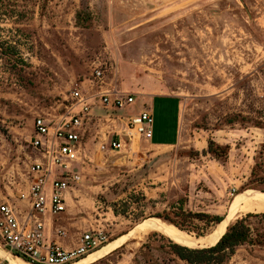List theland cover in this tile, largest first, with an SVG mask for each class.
Wrapping results in <instances>:
<instances>
[{"label": "rangeland", "instance_id": "374dc122", "mask_svg": "<svg viewBox=\"0 0 264 264\" xmlns=\"http://www.w3.org/2000/svg\"><path fill=\"white\" fill-rule=\"evenodd\" d=\"M27 6V19L1 23L5 38H21L26 59L22 68L0 60L4 172L29 161L35 117L56 121L67 114L73 90L93 92L97 69L108 87L136 93L137 104L124 114L153 110L155 141L168 139L175 117V103L157 96L180 104L173 145L137 138L102 152L100 134L110 122L91 125L82 180L65 218L72 236L88 228L108 234L109 243L94 253L112 251L91 264H190L174 252L173 243L181 242L149 224L180 198L188 210L222 216L221 236L237 218L264 212V128L243 120L264 121V0H29ZM210 138L229 148L226 160L203 153ZM257 161L263 165L255 177ZM220 223L203 236L182 231L205 237ZM221 264H264V248L239 246Z\"/></svg>", "mask_w": 264, "mask_h": 264}, {"label": "built area", "instance_id": "2783aa9c", "mask_svg": "<svg viewBox=\"0 0 264 264\" xmlns=\"http://www.w3.org/2000/svg\"><path fill=\"white\" fill-rule=\"evenodd\" d=\"M104 77L97 69L93 92L73 90L70 109L58 120L36 116L29 161L6 172L0 168V250L6 254L32 264H69L109 241L99 228L72 236L65 223L82 180L79 165L87 156L86 138L95 120L105 118L111 129L100 134L102 152H115L137 138L152 141L155 117L151 108L124 114L137 104L136 93L110 88ZM0 264H10L9 258L0 254Z\"/></svg>", "mask_w": 264, "mask_h": 264}, {"label": "trees", "instance_id": "16d2710c", "mask_svg": "<svg viewBox=\"0 0 264 264\" xmlns=\"http://www.w3.org/2000/svg\"><path fill=\"white\" fill-rule=\"evenodd\" d=\"M29 0H0V60H4L10 68H22L26 65V59L23 56L20 42L21 38L11 40L5 38L2 34V22L13 19L20 23L29 17L27 8ZM80 19V13H78ZM19 31L22 28H17ZM22 37V36H21ZM245 119V120H244ZM244 121H250L257 127L264 128V121L261 119L243 118ZM229 148L217 143L213 138L208 140L207 149L204 154H211L219 160H226ZM262 162H256L252 170V175H258V169ZM264 184V176H260ZM186 199L179 200L169 204L157 216L168 223L174 224L181 230L187 232H196L197 236L206 235L212 225L218 224L223 220L220 215H213L207 212H193L185 208ZM242 245L258 246L264 248V212H248L242 217L237 218L230 223L227 231L220 240L213 246L203 248H193L200 245H188L183 243H173L174 252L190 264H221L231 257L237 247ZM190 246V247H188Z\"/></svg>", "mask_w": 264, "mask_h": 264}, {"label": "bare ground", "instance_id": "6f19581e", "mask_svg": "<svg viewBox=\"0 0 264 264\" xmlns=\"http://www.w3.org/2000/svg\"><path fill=\"white\" fill-rule=\"evenodd\" d=\"M235 206L239 207L241 205L237 204ZM149 224H150V226H153V227H160L161 229H163L167 233H169L172 237H174L177 241H179V242H181L183 244L194 245V244L198 243L199 245L200 244H202V245H211V244H214L221 237L222 231L226 228L227 221L221 222L219 224L218 228L213 233H211V234H209V235H207L205 237H194V236H191V235L187 234L186 232L178 229L175 225H173L171 223H168V222H165L162 219L157 218V217H152L151 219H149ZM108 243L104 244L102 247L106 246ZM102 247H100V248H102ZM100 248H98V249H100ZM98 249H96L95 251L91 252L90 253L91 255L89 254L90 256L87 255L88 257L85 256L86 258L83 257L84 259L83 258H81L82 260L79 259L81 261L76 260V261H79V262H77L75 264H88V263H91V262L99 259L102 256V253L101 252L94 253ZM0 254L2 256H4V257H8L9 260H10V264H18L17 262H19V264H32L30 262L22 260L21 258L12 257L11 255L6 254L2 250H0ZM16 260H18V261H16ZM76 261H74V262H76ZM74 262H72V263H74ZM72 263H69V264H72Z\"/></svg>", "mask_w": 264, "mask_h": 264}, {"label": "crops", "instance_id": "0c3cea01", "mask_svg": "<svg viewBox=\"0 0 264 264\" xmlns=\"http://www.w3.org/2000/svg\"><path fill=\"white\" fill-rule=\"evenodd\" d=\"M157 97L158 98H164V99L170 100V102L173 101L175 103V106H173L171 104V107H174L173 110H175V117H174L173 123L171 122L169 125V127L171 129V133L168 134V139L163 140V141H155V131H154L152 141H155V142H157V144H161V145H164V144L165 145H173L175 142L178 141V138H179L180 104L178 103L179 101L177 100V98H171V97H167V96H157ZM157 97H155V98H157ZM110 251H112V250H110ZM110 251L107 252L102 258H104L108 253H110ZM102 258H100V259H102ZM100 259H98L92 263H95V262L99 261ZM16 261H18V260H16ZM17 263L19 264V262H17Z\"/></svg>", "mask_w": 264, "mask_h": 264}, {"label": "water", "instance_id": "95a60500", "mask_svg": "<svg viewBox=\"0 0 264 264\" xmlns=\"http://www.w3.org/2000/svg\"><path fill=\"white\" fill-rule=\"evenodd\" d=\"M226 231H227V230H226ZM226 231H225V232H226ZM225 232H224V233H225ZM222 236H223V235H222ZM222 236H221V237H222ZM221 237H220V238H221ZM220 238H219L214 244H212V245L197 246V247H193V248H203V247L213 246V245H215V244L220 240ZM188 247H190V246H188Z\"/></svg>", "mask_w": 264, "mask_h": 264}]
</instances>
